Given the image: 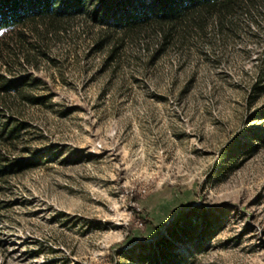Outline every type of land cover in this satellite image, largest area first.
<instances>
[{"label": "rangeland", "instance_id": "374dc122", "mask_svg": "<svg viewBox=\"0 0 264 264\" xmlns=\"http://www.w3.org/2000/svg\"><path fill=\"white\" fill-rule=\"evenodd\" d=\"M236 23L0 33V264H264V15Z\"/></svg>", "mask_w": 264, "mask_h": 264}, {"label": "trees", "instance_id": "16d2710c", "mask_svg": "<svg viewBox=\"0 0 264 264\" xmlns=\"http://www.w3.org/2000/svg\"><path fill=\"white\" fill-rule=\"evenodd\" d=\"M243 14L264 15V0H0V33H36L41 24L47 35L56 34L81 17L104 29L107 43L153 33L165 49L211 31L234 30Z\"/></svg>", "mask_w": 264, "mask_h": 264}]
</instances>
